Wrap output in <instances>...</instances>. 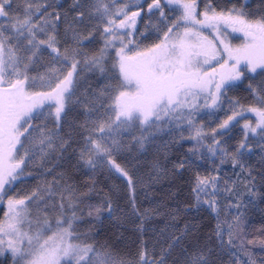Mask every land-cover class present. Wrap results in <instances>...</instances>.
Masks as SVG:
<instances>
[{
  "label": "snow or ice",
  "instance_id": "obj_1",
  "mask_svg": "<svg viewBox=\"0 0 264 264\" xmlns=\"http://www.w3.org/2000/svg\"><path fill=\"white\" fill-rule=\"evenodd\" d=\"M37 3L38 0H25V6L16 9L21 14L13 15V0H0V206L7 202L4 219L0 220V255H10L13 264H21V261L26 264H126L108 251L106 244L97 248L74 242L80 239L74 234L73 227L76 208L72 201L77 197L72 187L60 182L63 177L55 178L50 187H38L24 197L10 194L27 178L24 173L30 160L40 156L41 163H45L52 152L59 150L63 153L72 147V135L69 133L65 138L59 136V132L68 122L69 106L76 94L80 75L77 69L83 63L103 73L107 63L103 53L108 49L115 51L113 68L118 70L119 86L99 91L87 88L84 96L77 100L91 121L82 126L86 134L80 133L79 160L90 169L107 162L109 170L115 169L121 177L129 174L113 157L124 147L123 137H134L133 129L140 130L141 135L158 125H172L180 131L191 130L194 134L189 140L195 143L190 151L195 155L205 139L201 129L196 127L195 117L200 115L202 108L222 109L224 103L230 106L231 114L212 129V144L207 147L213 163L216 157L221 158L216 174L197 176L192 189L200 203L202 196L222 194L219 168H222L223 157L228 152L217 136L231 139L232 130L246 119L245 113L255 114L254 126L246 120L240 127L242 139L232 156L233 168H239L241 172L246 167L243 163L245 156L252 154V143L264 144V84L256 90L249 85L259 107L244 108L239 101L226 95L231 88L238 86L237 82L251 79L250 73L264 76V13L257 17L246 11L250 7L247 3L217 11L211 0H206L202 12L197 10V0H143L142 3L137 0L135 4L131 0H76L72 7L76 13L73 23L80 27L73 30L75 46L62 51L63 45L58 39L63 22L61 15L48 12L51 4L33 7ZM172 4H179L181 10L175 19H170L165 11ZM134 7L138 10H133ZM145 15L150 23L156 19L154 27L163 35L159 42L140 49L128 38L139 31L137 20L143 21ZM93 21L103 25L102 29L96 28V33L102 35L104 47L100 55L88 59L80 49L95 39L91 31ZM222 24L234 32H242L246 42L239 47L225 43L220 39ZM204 29L216 34L213 39L203 34ZM44 55L50 59L42 65L40 58ZM206 65L210 70L205 68ZM40 68L44 70L42 74ZM65 68L70 70L65 72ZM31 72L38 74L33 76ZM37 81L47 90H32ZM40 120L45 123L31 124ZM48 122L55 125V130L48 128ZM33 132L40 133L39 137L33 138L38 144L25 149V155L19 156L24 148L21 137L27 141ZM134 142L142 146L140 139ZM261 151L264 152V147ZM204 156L205 153H201V158ZM185 163L178 162V168L183 169ZM52 171L49 169L48 174ZM250 177L249 172L244 179ZM229 180H224V187L232 192L228 188ZM128 184H132L131 177ZM203 202L210 209H216L215 200ZM33 206L36 210L34 217ZM105 206L111 215V204ZM50 210L59 213L54 230L47 217ZM67 211L73 215H65ZM25 224L27 231L23 230ZM219 239L223 245V233H219ZM227 244L231 246L234 241L230 238ZM139 264H164V260L151 261L147 252L141 251ZM191 264H209V260L201 252ZM231 264H238L236 257ZM244 264L248 261L245 260Z\"/></svg>",
  "mask_w": 264,
  "mask_h": 264
},
{
  "label": "trees",
  "instance_id": "obj_2",
  "mask_svg": "<svg viewBox=\"0 0 264 264\" xmlns=\"http://www.w3.org/2000/svg\"><path fill=\"white\" fill-rule=\"evenodd\" d=\"M55 3L59 8L64 2L56 0ZM43 4L48 1L38 0L33 7ZM24 6L25 0H13V15H20L16 9ZM103 47L104 39L93 44L87 58L100 55ZM103 56L107 61L103 73L83 63L77 69L80 75L76 94L69 106L68 122L59 132V136L65 138L69 133L72 135V147L63 153L59 150L52 152L45 163H41L40 157L25 170L24 175H29L30 179L17 184L10 194L24 197L38 187H50L55 178L63 177L60 182L72 187L77 197L72 201L76 208L73 227L74 234L80 239L74 242L97 248L106 244L107 250L126 264H139L141 251H146L151 261L163 258L164 264H191L201 252L207 256L209 264H231L233 257L237 258L238 264H244L245 260L248 264H264V187L256 193L253 208L236 220H231L232 198H225L221 210L213 213L203 202V197L200 203L197 202L192 191L197 176L215 174L220 164V157H216L213 163L207 147L212 144V129L231 114L227 103L222 109L201 110L195 117L196 127L205 136L203 147L195 155L190 151L195 143L189 140L194 134L191 130L180 131L172 125H158L141 135L142 146L134 142L136 137L125 139L124 147L113 157L128 172L126 178L113 169L110 171L107 162L95 169L80 162V133L86 134L82 126L91 121L84 114V106L77 103L78 98L84 96L87 88L99 91L106 87L115 89L120 84L110 49ZM262 84L264 76L256 74L246 85L238 84L226 95L239 101L244 108L259 107L249 85L256 90ZM48 126L55 130L53 123L48 122ZM145 134L148 137H144ZM231 136V139L216 137L228 152L219 170L233 167L234 149L242 139L239 125L232 130ZM201 153H205L204 158ZM180 161H186L183 169L178 168ZM49 169L53 170L51 174H48ZM129 177L131 185L128 184ZM106 203L113 208L111 215ZM49 215L54 230L59 213L51 211ZM65 215L71 217L73 213L67 211ZM219 233H223V245ZM230 238L234 241L231 246L227 244ZM0 264H13V259L10 255H2Z\"/></svg>",
  "mask_w": 264,
  "mask_h": 264
},
{
  "label": "rangeland",
  "instance_id": "obj_3",
  "mask_svg": "<svg viewBox=\"0 0 264 264\" xmlns=\"http://www.w3.org/2000/svg\"><path fill=\"white\" fill-rule=\"evenodd\" d=\"M47 1H48V4L52 5V7H50L48 9L49 13L56 12V13H59L62 17L63 22L60 24V27H59L60 36L58 37V39L61 41V44L63 45L61 50L63 51L65 48L74 47L75 45H74V42L72 41L73 30L78 29L80 27L79 25L73 23V18L76 16V13L72 11V7L76 3V0H63L64 3L62 5V7H59V8H57V6H56V3H55L56 0H46V2ZM125 2H129V0H125ZM131 2L133 4H135V3H137V0H131ZM138 2L142 3L143 0H138ZM197 4H198L197 10L199 12H202L204 9L202 7L201 2H199L197 0ZM144 8H145V12H146V10H147L146 4H145ZM133 10H138V9L134 7ZM165 11H166L167 16L170 19L178 18L181 14L179 4L169 5V7L165 9ZM155 25H156V19L153 18V20L150 23L148 17L145 15L143 21H141L139 19L137 20L136 28H138L139 31L134 32V35L132 37H129L128 39H132L134 41V45H139L140 49L152 46L154 43L159 42V38H162V35H163L162 32L158 33L156 31V28L154 27ZM97 27L102 29L103 25L98 24L96 21H93V28L91 29V31L95 34V39L91 44H88L84 48L80 49V51H83L87 55H88V52H89V50L93 44L97 43L100 40H103L102 35L99 33H96ZM129 31H134V30L129 29ZM66 32H67V37H65ZM203 34L208 36L209 39H213V37L215 36L214 32L209 31L207 29L203 30ZM145 36H147L148 38L145 39L144 38ZM65 41H67V42H65ZM224 42L229 44L232 47L241 46V43H237V42H230L229 43V42H226L225 40H224ZM217 43H219V42L217 41ZM130 47H133V45H130ZM220 47L222 48L223 46L220 45ZM110 52L112 55V62H113V64H115V51L110 49ZM49 59L50 58L47 55L42 56L40 58V64H42V65L47 64L49 62ZM205 68L210 70L209 66H207V65L205 66ZM217 69H218V65H217ZM67 70H70V69L65 68V72ZM43 71L44 70L42 68L39 69L40 74H42ZM257 71L259 72L260 70L258 69ZM37 74H38L37 72L36 73L31 72L30 73V75H33V76H35ZM254 75H255V73L249 74V76H251V77H253ZM249 80L250 79H247V80H244L242 82H237V83L241 84V85H246ZM32 90L44 91V90H47V88L40 81H37L36 87ZM201 110H207V111L211 110L212 111L215 109H203L202 108ZM245 117H246V119H242L240 121L239 127H241L246 122V120L251 122L253 124V126L255 125L256 117H255L254 113L247 112V113H245ZM45 119H46V114H45ZM43 123H45V120L32 121L31 122V124L33 126L43 124ZM25 127H27V125H25ZM48 128L51 129L49 126H48ZM133 132H134V137L125 136L122 138L123 141L125 139H128V138H135L136 137L137 139H140L142 137L141 134H139L141 132L140 130L133 129ZM25 135H27V134H25ZM39 135H40V133L33 132L32 137L29 138V140H27V141L25 140V138L23 136L21 137V142L24 144V148H22L20 150L19 156L25 155V149L33 148L38 144V140H35L33 138L39 137ZM144 137H148V135L145 134ZM256 139L258 140L259 137H257ZM262 147H264V144H256L255 142L252 143V154L250 156L246 155L244 160H243V163L246 165L243 172H241V169L233 168V167L228 168V169H220L219 170V172L222 175V182L220 185V191L222 194L215 196V197H203L202 196L205 200L213 199L217 202L216 209L212 210L213 213H216L217 211L221 210L225 198H228V197H230L234 200L233 201L231 220H236L245 211L253 208V206H254L253 205V199H254L256 193L258 192V190L260 188L264 187V152L261 151ZM39 158H40V156H36L34 160H30L28 162L27 167L33 165L34 162L37 161ZM103 164H100L98 166H101ZM27 167H26V169H27ZM113 170L115 171V169H113ZM249 172L251 173V177L249 179H244V176H247V174ZM117 174L120 175L119 173H117ZM215 174H211V175H215ZM25 177H27V178L24 179L23 182L19 183L18 185L24 184L30 179L29 175H25ZM229 178H230V180L228 183V188L232 189L233 190L232 192L225 190V187H224V180L229 179ZM6 210H7V202L5 201L4 204L2 206H0V220L4 219V211H6ZM31 211H32L33 217H34L36 215L35 206L32 207ZM50 212H51V210L47 213L48 217L50 216L49 215ZM40 215L42 216L45 214L40 213ZM33 217H29V219H33ZM33 223H34V220H33ZM117 223H119V222H117ZM23 230L24 231L28 230L27 224H25ZM33 231H35V229H33ZM5 241H7V237H5ZM0 256H2V255H0ZM22 264H26V262L22 261ZM74 264H75V262H74Z\"/></svg>",
  "mask_w": 264,
  "mask_h": 264
},
{
  "label": "flooded vegetation",
  "instance_id": "obj_4",
  "mask_svg": "<svg viewBox=\"0 0 264 264\" xmlns=\"http://www.w3.org/2000/svg\"><path fill=\"white\" fill-rule=\"evenodd\" d=\"M198 1L201 2L202 7L204 9L206 0L203 1L198 0ZM211 3L212 6L217 9V11L221 9H230L234 5L239 6L247 3L250 7H248L246 11L253 13L257 17L260 14L264 13V3H262L261 0H211ZM223 26L226 28L225 31L229 34V40L231 42L241 43V45L246 42L242 32H234L231 27H228L226 25Z\"/></svg>",
  "mask_w": 264,
  "mask_h": 264
},
{
  "label": "crops",
  "instance_id": "obj_5",
  "mask_svg": "<svg viewBox=\"0 0 264 264\" xmlns=\"http://www.w3.org/2000/svg\"><path fill=\"white\" fill-rule=\"evenodd\" d=\"M207 30L211 31L210 29H207ZM225 30H226V28L222 25V26H221V33L224 32ZM215 35H216V34H215ZM220 39H221V38H220Z\"/></svg>",
  "mask_w": 264,
  "mask_h": 264
}]
</instances>
